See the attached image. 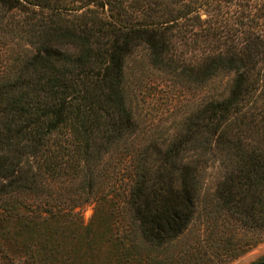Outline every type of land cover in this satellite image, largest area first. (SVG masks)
Masks as SVG:
<instances>
[{
	"label": "trees",
	"instance_id": "1",
	"mask_svg": "<svg viewBox=\"0 0 264 264\" xmlns=\"http://www.w3.org/2000/svg\"><path fill=\"white\" fill-rule=\"evenodd\" d=\"M138 51L197 97L166 136L127 99ZM240 231L264 239V0H0V264H206Z\"/></svg>",
	"mask_w": 264,
	"mask_h": 264
},
{
	"label": "rangeland",
	"instance_id": "2",
	"mask_svg": "<svg viewBox=\"0 0 264 264\" xmlns=\"http://www.w3.org/2000/svg\"><path fill=\"white\" fill-rule=\"evenodd\" d=\"M199 3V2H198ZM197 3V5H198ZM206 6L199 5L196 14L206 18L209 14ZM235 13L237 6L230 7ZM238 10H240L238 8ZM232 17H235L232 15ZM14 42V41H13ZM12 42V43H13ZM128 75V102L134 110V115L140 127L147 131H158L170 134L179 126V120L189 109L195 106L197 97L181 89L178 83L169 76L149 66L143 51H138L136 58L129 62ZM217 167H208L203 173L205 187H213L217 178ZM93 201H88L78 207L82 221L88 223L94 212ZM206 222L202 218L194 220L190 225L185 241L195 243V239L202 233ZM235 245L229 251L224 247L215 248L209 252L210 262L206 264H246L264 253V239L256 241L258 237L252 231H241L235 237ZM243 246L245 248H243ZM234 250V251H233ZM236 251L235 255L233 252ZM99 264L98 260H95Z\"/></svg>",
	"mask_w": 264,
	"mask_h": 264
}]
</instances>
